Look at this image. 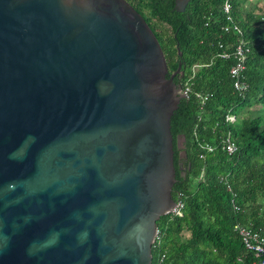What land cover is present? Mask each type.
Wrapping results in <instances>:
<instances>
[{"label": "water", "instance_id": "95a60500", "mask_svg": "<svg viewBox=\"0 0 264 264\" xmlns=\"http://www.w3.org/2000/svg\"><path fill=\"white\" fill-rule=\"evenodd\" d=\"M180 69L127 0H0V264H151Z\"/></svg>", "mask_w": 264, "mask_h": 264}, {"label": "trees", "instance_id": "16d2710c", "mask_svg": "<svg viewBox=\"0 0 264 264\" xmlns=\"http://www.w3.org/2000/svg\"><path fill=\"white\" fill-rule=\"evenodd\" d=\"M127 1L156 36L168 75L180 64L173 81L191 89L170 118L172 197L182 193L184 207L182 215L158 219L151 264L160 253L161 264H253L254 253L233 226L239 222L264 232V0H227L240 33L223 12L226 0H187L183 10L177 0ZM241 40L248 49L243 95L229 73L236 60L219 57V44L234 47ZM227 135L236 146L230 154L222 148Z\"/></svg>", "mask_w": 264, "mask_h": 264}, {"label": "built area", "instance_id": "2783aa9c", "mask_svg": "<svg viewBox=\"0 0 264 264\" xmlns=\"http://www.w3.org/2000/svg\"><path fill=\"white\" fill-rule=\"evenodd\" d=\"M222 9H223L224 14L226 15L227 21H229L232 25L231 27L237 33H240L241 32L240 29L238 28L236 24H234L232 20V16L230 15L231 5L227 0L223 3ZM229 30H230V26L226 25L224 27V31H229ZM219 49H220L219 50L220 58L229 59L230 57H233L236 60V62L229 68V73L232 79L234 80L233 81L234 90L237 91L240 95H243L247 89V84L245 80L242 78L243 77L242 71L244 69V59H245V55L248 49L243 46L242 40L238 44H236L234 47H231V45L230 47H224L222 44H219ZM179 87H180V92L182 93L183 97L188 98L191 93V89L187 85V83H184L182 86H179ZM196 95L202 98V95L200 94H196ZM234 118H235L234 116L227 117V119L229 120H234ZM204 147L208 151H212L211 145L205 144ZM222 148H224L229 154L235 151L236 146L233 143V141H231L229 135H227L224 138L222 142ZM200 157H202V155H200ZM182 197H183V194L179 193L175 200L174 205L166 214H171L173 216L182 215V209L184 207V201ZM232 203H233V208L235 210H238L239 207L237 206V204H235L233 201ZM233 230L240 237L241 242L243 246L245 247V249L254 253L256 260L254 261L253 264H264V232L259 229L252 228V226L249 224H242L239 222L234 224ZM158 233L159 231L157 229L153 243L158 238ZM164 259H165V253H160L157 256L154 264H161L164 261Z\"/></svg>", "mask_w": 264, "mask_h": 264}, {"label": "rangeland", "instance_id": "374dc122", "mask_svg": "<svg viewBox=\"0 0 264 264\" xmlns=\"http://www.w3.org/2000/svg\"><path fill=\"white\" fill-rule=\"evenodd\" d=\"M178 1V3H179V7L186 1V0H177ZM253 1V0H252ZM252 7V5L250 4L249 5V7L248 8H251ZM250 111H252L251 113H253L254 112V109H252V110H250ZM181 143H182V141L181 140H179V146H181Z\"/></svg>", "mask_w": 264, "mask_h": 264}]
</instances>
